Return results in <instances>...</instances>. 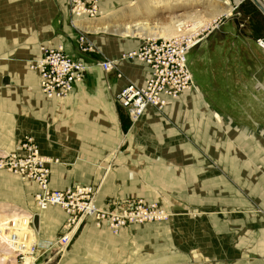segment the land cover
<instances>
[{
	"label": "crops",
	"instance_id": "crops-1",
	"mask_svg": "<svg viewBox=\"0 0 264 264\" xmlns=\"http://www.w3.org/2000/svg\"><path fill=\"white\" fill-rule=\"evenodd\" d=\"M144 1L101 0L102 16L71 22L67 0H0V151H18L20 140L29 135L41 154L56 160L49 166L50 188L89 185L96 190L95 204L103 208L140 198L175 212L167 222L129 224L117 234L105 224L97 227L86 218L62 257L54 256L52 250L43 253L38 249L34 264H149L151 259L165 264H264L263 256L256 261L257 257H245L249 253L262 255L264 249L258 248L264 235L261 233H253L259 237L250 243L252 248L240 246L243 257L229 259L231 221L257 215L229 208L228 181L215 174L198 151V142L204 147L205 141L212 156L218 147L220 161L229 169L230 137L244 139L246 134L244 127L233 125L236 120L227 111L236 103L215 101L217 86L210 82L212 86L201 88L206 99L196 98L194 89L185 90L163 110L147 107L137 121L131 122L126 109L115 99L127 82L140 85L149 75L146 64L120 59L147 36L137 42L118 38L111 27L115 24L103 25L105 13L119 4H135L132 10L143 12ZM171 1L176 0L160 4ZM181 22L174 23L175 31L180 30ZM81 33L94 52L79 51L77 38ZM239 40L247 44L252 38ZM57 46L72 58L81 59L86 70L66 96L47 98L39 89L38 73L29 65L39 58L42 48ZM101 60L114 61V69L103 70L98 64ZM223 105L226 110H221ZM212 112L218 113L220 121L212 117ZM256 135L254 131L255 147L262 141ZM220 138L221 145L214 144L213 140ZM241 149L236 154L241 159L233 166L239 172L258 173V169L250 171L242 166L246 153ZM18 182L0 170V191L12 194L15 203L22 201V185ZM28 185L34 196L36 185ZM215 189L221 191L217 202ZM217 203L237 213L214 214L216 208L212 206ZM24 206L39 215L35 230L38 241L60 236L66 218L60 207L39 210L34 197ZM193 210L197 213H191Z\"/></svg>",
	"mask_w": 264,
	"mask_h": 264
},
{
	"label": "built area",
	"instance_id": "built-area-1",
	"mask_svg": "<svg viewBox=\"0 0 264 264\" xmlns=\"http://www.w3.org/2000/svg\"><path fill=\"white\" fill-rule=\"evenodd\" d=\"M67 3L71 22L96 19L103 14L100 0H67ZM187 28H190L188 24ZM184 31L170 38H144L139 47L120 55V59L137 60L149 68V75L142 84L127 82L115 95L116 101L126 109L131 122L137 121L147 107L161 111L181 92L197 88L187 55L200 43L203 34L200 31ZM257 42L260 47H264L260 39ZM77 44L82 53L95 50L84 33L78 36ZM98 64L105 71L115 67V62L110 60H101ZM29 67L38 73L39 89L47 98L66 96L74 83L82 80L86 70L81 59L72 58L61 46L42 48L39 58L31 62ZM117 75L120 76V73ZM55 161L41 154L29 135L20 140L18 151H0V170L36 183L38 189L34 194V202L39 210L58 206L66 215L60 236L42 242L35 237L31 212L24 211L19 219L0 225L1 243L12 253L17 264H22L26 258H30L31 264H34L38 249H42L43 253L52 250L54 256L62 257L86 218H91L97 227L105 224L113 234L129 224L168 220V213L155 202L146 203L138 198L130 199L120 206L103 208L95 204L96 190L92 186L76 184L63 190L50 188L49 166Z\"/></svg>",
	"mask_w": 264,
	"mask_h": 264
},
{
	"label": "rangeland",
	"instance_id": "rangeland-1",
	"mask_svg": "<svg viewBox=\"0 0 264 264\" xmlns=\"http://www.w3.org/2000/svg\"><path fill=\"white\" fill-rule=\"evenodd\" d=\"M245 1L228 0V3L224 4L222 0H176L174 3L171 1L169 3L160 4L163 0H146L141 4V7L145 10L143 12H134L132 9L133 7H136L135 4H119L118 6H113L112 10H110L112 12L107 11V13H105L107 16L104 17L105 20L103 22V25H107L109 23L115 24V29H121V27L125 24L133 23L134 21L146 22V27L140 35H138V33H135L137 35H123L118 31H114L117 32V36L120 39L137 42L140 38H144L145 35L147 37L152 36V32H155L156 30L160 31V29L171 25L172 19L179 20L178 17H181V23H186L189 22L186 20L187 14L191 16L199 13V15L196 16L197 19H200V21L204 19L205 22L202 24H205L213 11L221 8L227 9L233 7L229 16H219L217 19L212 21L210 25L200 31L201 34H203V38L200 43L196 45L192 51L190 50L187 55L189 68L193 74L195 85H197L202 92L201 93L199 91L201 95L199 96L200 99H206L204 89L207 88L208 84L209 86H212V83L210 82H214L218 91L213 94L215 101L224 103L228 101L236 103L232 105L231 108H227V111H231L233 117L232 120H236H233L234 126H239L238 129H242L240 127L245 128L246 134L244 139H238V135H236V140H233L230 137L231 140L229 148L232 156L229 158V169L228 165L221 163L220 161V155H218L220 153L218 152H220L221 149L216 147L214 152H217V154L212 156V153L206 148L205 141L203 142L204 147L202 143L198 142L199 153H202L203 158L213 167L215 174L223 175L228 181L229 201L231 202L229 204V208H235L236 211H240L242 213L245 212L247 215L253 213L257 215L253 218L247 217L245 220H236L234 223L231 221L233 228L232 231H230L231 252L229 259H239V257H243L240 251V246L252 248L253 246H251V244L258 241L257 238L261 236V234H264V198H261L264 195V47H260L257 42L258 39H260L264 44V26H262L257 35L252 36V40H249L247 44H245V40L240 41L238 39H230L229 41L224 40V42H218L216 40L219 37L222 38L226 34L234 36L233 32L236 28L239 29L237 32L239 35L241 30H244V33L248 32V17H244V11H241L239 8V4L241 2L244 3ZM241 23L244 24V26H242ZM186 26L187 24L181 27L182 32L188 29H186ZM158 36H161L159 38H162L164 35ZM217 44L220 47H216L215 45ZM233 45L235 47H232ZM230 75L232 76L230 77ZM203 87L205 88L201 89ZM220 107L221 110H226L224 105ZM220 126L223 127L222 124ZM254 131L257 134L256 137H260L262 140L261 145H258L257 147H255V141L253 140ZM212 137H214V134ZM213 142H215L214 144L221 145L222 139L220 138L216 141L213 140ZM241 147L246 153V163L249 164L252 160L251 165H247L245 162H242V166L245 167V170L249 168L250 171H253L251 168H255V170L258 169L260 170L258 173H251L249 171L239 172L236 170V167L233 166L234 163L235 165H238L239 157H237L236 154L239 149L242 150ZM239 159H241V157ZM6 172L8 175L16 178L19 181L18 184L20 183L22 185L21 203H18V200L15 203L14 197L12 194H9V192L0 191V217L10 216V218H12L14 216H19L22 212L26 211L24 204L26 205V203L30 202L34 197L28 184L34 183L36 185V183L31 179H23L15 173L9 171ZM249 184L254 185L255 191L251 190V192L247 189ZM220 192L221 191L219 189L214 190V201H218ZM255 192L259 195L261 194V196H257ZM159 206L162 207L161 205ZM217 206L218 203L217 205L212 206L216 208L215 210H212L214 211V214H216V212L227 213L228 210H224V208L228 206L221 204H219L218 207ZM162 208L168 213V220L170 217L175 215L173 210L169 211L164 207ZM191 213L196 214L197 211L193 210ZM228 213L232 215L237 212L230 210ZM4 222L5 220L0 218V225ZM253 233H257L259 236ZM263 237L264 235L261 236L262 240L260 241L262 244L259 243L258 245L260 250L264 249ZM219 238L221 239L222 237L219 236ZM241 240L243 243H241ZM254 251L255 250L252 252ZM5 252H8L9 254L7 255L12 257H9L7 261L1 262L0 264H17L14 261L12 253L3 247L0 240V255L6 254ZM252 254L255 253H249L245 255V257H257L255 261L257 259H262V256L264 259V250L262 251V255L257 256V254ZM150 257H152V255H150ZM27 264H31V261ZM149 264L165 263L163 260L158 261L151 259Z\"/></svg>",
	"mask_w": 264,
	"mask_h": 264
},
{
	"label": "bare ground",
	"instance_id": "bare-ground-1",
	"mask_svg": "<svg viewBox=\"0 0 264 264\" xmlns=\"http://www.w3.org/2000/svg\"><path fill=\"white\" fill-rule=\"evenodd\" d=\"M222 2L224 3V4H227L228 3V0H222ZM236 2V1H235ZM232 8L233 7H230V8H227V9H217L216 11H213L211 14H210V17H209V19L207 20V22L205 23V24H202L203 22H205V20L204 19H202V21H200V19H197V15H199V13H197V14H194V15H189V14H187L186 15V20L187 21H189V22H186V23H182L181 25H179L180 26V30H178L177 32L174 30V23H176L177 22V24H178V21L179 20H177V19H175V20H171V25H169V26H167V27H165V28H163V29H160V31H158V30H156L155 32H152V36L153 35H156V36H158V35H164V37H162V38H170V37H172V36H176V35H179V34H181V27L182 26H185L186 24H188V27H190L188 30H186V31H184V32H186V33H191V32H199V31H201V30H203L205 27H207L208 25H210L211 24V22L212 21H214L215 19H217L219 16H229L230 15V13H231V11H232ZM180 23V22H179ZM203 26H202V25ZM146 25V22H143V21H134L133 23H129V24H125L123 27H121V29H119V28H114V30L113 31H118L120 34H123V35H129V34H135V33H138V34H140V33H142V31L144 30V28L146 27L145 26ZM199 25H201V26H199ZM108 27V26H107ZM111 27H115V25L113 26H111ZM98 29L99 28H103V27H97ZM147 38V37H146ZM156 38V37H155ZM194 93V96L196 97V98H200L199 96H201L200 95V92H199V90H198V88H196L195 89V91L193 92ZM185 97V96H184ZM61 98V97H60ZM194 98V97H193ZM212 117L215 119V120H220V118H219V115H218V113H216V112H212ZM248 178H249V176H248ZM259 186V185H258ZM247 189L249 190V191H251V190H254L255 191V188H254V185L253 184H249L248 186H247ZM260 189V188H259ZM252 192V191H251ZM256 193V195L257 196H261V194L259 195V194H257V192H255ZM261 198H264V195L261 197ZM162 208V207H161ZM163 209V208H162ZM164 210V209H163ZM165 211V210H164ZM22 216V214L21 215H19V216H14V217H12V218H10V216H4V217H0L2 220H5V222L6 221H10V220H17V219H19L20 217ZM9 218V219H8ZM8 219V220H7ZM4 222V223H5ZM36 237V236H35ZM264 238V237H263ZM263 242V241H262ZM262 244V243H261ZM260 249V248H259ZM6 254H4V255H0V263L1 262H4V261H7L8 259H9V257H12V256H10V255H7V254H9L8 252H5ZM245 259V258H244ZM29 261H31L30 260V258H26L25 260H24V262L22 263V264H27Z\"/></svg>",
	"mask_w": 264,
	"mask_h": 264
},
{
	"label": "trees",
	"instance_id": "trees-1",
	"mask_svg": "<svg viewBox=\"0 0 264 264\" xmlns=\"http://www.w3.org/2000/svg\"><path fill=\"white\" fill-rule=\"evenodd\" d=\"M245 1V0H244ZM239 8L241 9V11H244V17H248V24H249V30L247 33H244L242 30L240 32V35L237 33L239 31V29L236 28V30H234V36L233 35H229L226 34L224 35L222 38H215L218 42H224V40H236V39H240L241 37H249L252 38L253 35H257V33L260 31V29L262 28V26H264V16L263 14L257 9V7L251 2V1H245L244 3L241 2L239 4ZM244 21V20H243ZM242 24V23H241ZM242 26H244V24H242ZM236 32V34H235ZM216 47H220L218 44L215 45ZM232 47H235L234 45Z\"/></svg>",
	"mask_w": 264,
	"mask_h": 264
},
{
	"label": "water",
	"instance_id": "water-1",
	"mask_svg": "<svg viewBox=\"0 0 264 264\" xmlns=\"http://www.w3.org/2000/svg\"><path fill=\"white\" fill-rule=\"evenodd\" d=\"M251 1L264 16V0H251ZM38 224H39V215L37 213H34L32 218V225L35 230H38Z\"/></svg>",
	"mask_w": 264,
	"mask_h": 264
}]
</instances>
